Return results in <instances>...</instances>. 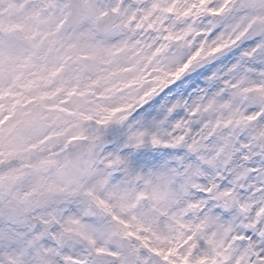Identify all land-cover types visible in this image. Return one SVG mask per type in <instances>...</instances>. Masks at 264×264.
<instances>
[{
    "label": "snow or ice",
    "instance_id": "snow-or-ice-1",
    "mask_svg": "<svg viewBox=\"0 0 264 264\" xmlns=\"http://www.w3.org/2000/svg\"><path fill=\"white\" fill-rule=\"evenodd\" d=\"M0 264H264V0H9Z\"/></svg>",
    "mask_w": 264,
    "mask_h": 264
},
{
    "label": "rangeland",
    "instance_id": "rangeland-1",
    "mask_svg": "<svg viewBox=\"0 0 264 264\" xmlns=\"http://www.w3.org/2000/svg\"><path fill=\"white\" fill-rule=\"evenodd\" d=\"M8 3L9 0H0V17L16 20L20 13L14 8H8Z\"/></svg>",
    "mask_w": 264,
    "mask_h": 264
}]
</instances>
